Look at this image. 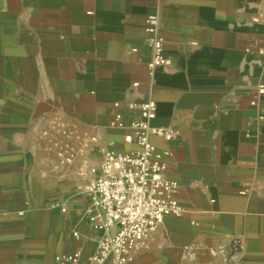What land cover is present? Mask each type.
I'll return each instance as SVG.
<instances>
[{"label": "crops", "instance_id": "1", "mask_svg": "<svg viewBox=\"0 0 264 264\" xmlns=\"http://www.w3.org/2000/svg\"><path fill=\"white\" fill-rule=\"evenodd\" d=\"M150 29L171 62L153 74ZM261 84L264 0H0V264L95 252L88 174L135 149L150 101L183 213L130 264H264ZM234 239L232 261L210 252Z\"/></svg>", "mask_w": 264, "mask_h": 264}, {"label": "built area", "instance_id": "2", "mask_svg": "<svg viewBox=\"0 0 264 264\" xmlns=\"http://www.w3.org/2000/svg\"><path fill=\"white\" fill-rule=\"evenodd\" d=\"M149 31L152 36L148 43L154 52L149 70L153 74L171 62L163 54V39L153 29ZM257 91L258 96L264 97V84ZM156 109L154 101L140 106V118L131 124L132 133L124 137L134 150L107 152L102 164L88 174L84 191L91 202L84 218L93 231L100 232L95 252L76 250L58 256L56 264H130L133 253L147 246L167 216L183 213L176 196L179 183L167 175L165 159L170 152L159 150L154 143L155 138L170 142L178 132L152 126ZM112 125L124 128L120 116ZM62 211L66 209L63 207ZM74 236L81 238L78 232ZM241 245L240 239H234L210 252L232 261L239 255Z\"/></svg>", "mask_w": 264, "mask_h": 264}]
</instances>
